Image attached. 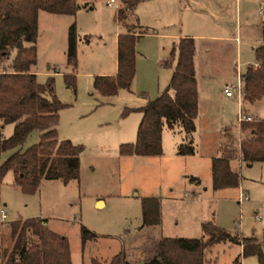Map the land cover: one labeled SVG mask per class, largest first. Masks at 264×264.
<instances>
[{
    "label": "rangeland",
    "instance_id": "rangeland-1",
    "mask_svg": "<svg viewBox=\"0 0 264 264\" xmlns=\"http://www.w3.org/2000/svg\"><path fill=\"white\" fill-rule=\"evenodd\" d=\"M259 4L257 0L138 2L126 22L137 21L148 33L140 34L135 42L129 86L113 94L100 93L93 86V78L115 71L114 32L123 28L122 22L114 19L116 6L94 0L91 9L79 7L74 14L38 10L35 77L38 82L48 75L53 77L54 94L63 103L56 133L77 147L78 175L66 182L42 178L36 191L25 193L12 183L11 171H7L0 183V208L6 213L0 221V246L12 245L9 221L41 217L50 229L66 236L72 264H91V258L106 261L117 252L133 264H141L154 254L160 239L140 238V202L144 196L159 198L161 220L154 232L164 236L203 237L200 223L211 220L230 234L264 239V161H232L238 184L213 188L208 158L212 148L204 147L197 135L193 136L192 154L176 153L183 132L178 125L170 129L164 123L160 154L118 153L119 143L135 139L140 112L133 108L154 97L168 83L176 59V42L182 36L194 41L193 66L201 110L209 113L212 125L225 124L224 128L237 139L246 135L236 120L240 99L234 88L232 95H224L222 86L224 82L235 83L233 68L241 73L254 61L253 48L261 41L263 13L258 12ZM71 22L76 31V66L74 86H67L63 74L71 71L65 58ZM209 35L236 38L213 40ZM16 52L17 45L12 47L11 55ZM207 57L210 65L205 63ZM5 64L0 62V69L6 68ZM247 104L241 101V107ZM245 113L260 117L264 95ZM203 119L205 124L210 121ZM11 130L12 123H6L0 133L6 136ZM37 138L38 131H31L20 147L25 148ZM12 150H3L0 161ZM239 192L246 198L239 197ZM257 212L260 218L255 217ZM80 226L92 236L81 241ZM239 252L237 243L220 240L205 250L203 264H258L254 255L239 256Z\"/></svg>",
    "mask_w": 264,
    "mask_h": 264
},
{
    "label": "trees",
    "instance_id": "trees-1",
    "mask_svg": "<svg viewBox=\"0 0 264 264\" xmlns=\"http://www.w3.org/2000/svg\"><path fill=\"white\" fill-rule=\"evenodd\" d=\"M114 19L122 22L124 30L116 35V72L114 75H95L93 86L102 94H113L120 87H128L134 73V45L140 34L148 32L126 18L142 0H118ZM94 0H0V129L12 123L11 132L0 133V153L13 149L0 161V183L7 171L12 183L22 192L37 190L42 178H59L63 182L78 175L77 147L67 138H59L56 123L63 103L53 91V77L38 82L33 66L36 62L37 12L44 10L58 14H74L79 7L91 9ZM261 41L253 48L254 64H247L240 73V101L251 104L264 95V13L260 20ZM76 31L74 22L67 28L66 63L71 71L64 73L67 86H74L76 66ZM17 45V52L11 49ZM176 59L168 83L154 97L133 109L140 112L133 141L118 145L120 155H156L161 153V128L164 123L172 129L176 125L183 132V140L176 145V153L192 154V132L198 109V93L194 75V41L182 36L176 42ZM165 64L167 62H164ZM131 109V108H130ZM126 108V111L130 110ZM245 112V107H241ZM245 136L239 139L225 129L220 136L218 153L210 158L213 188L238 184V173L232 161L250 164L264 161V116L239 121ZM38 131L35 142L21 148L28 134ZM139 227L160 222V202L157 196H144L140 202ZM203 237L163 236L156 251L141 264H203L205 250L213 243L228 239L240 245L238 255H254L264 264V239L230 234L211 220L201 221ZM92 236L80 226V238ZM10 248L0 246V264H72L66 236L47 226L45 218L27 217L9 221ZM237 260V258H235ZM91 264H133L121 252L106 261L90 259Z\"/></svg>",
    "mask_w": 264,
    "mask_h": 264
},
{
    "label": "crops",
    "instance_id": "crops-1",
    "mask_svg": "<svg viewBox=\"0 0 264 264\" xmlns=\"http://www.w3.org/2000/svg\"><path fill=\"white\" fill-rule=\"evenodd\" d=\"M236 2H241V0H235ZM251 0H245V2H250ZM252 1H255V0H252ZM258 1V3L260 2L261 4H259L258 6H259V8H258V12L259 13H264V0H257ZM104 2H105V4L107 5V6H113V5H110V4H107L106 3V0H104ZM51 13V12H50ZM262 18V17H261ZM261 20V19H260ZM124 30V28H122V30H119V29H117L115 32H114V34H115V71L111 74V75H114L115 74V72H116V35L119 33V32H122ZM146 33H148V32H146ZM143 34H145V33H143ZM168 34H186V33H168ZM190 34H192V35H194V36H196V34H203V33H190ZM203 36H206V35H203ZM210 37H211V39H219L220 37L222 38H229V39H231V38H236V36L234 37H232V36H222V35H209ZM202 39H206V38H202ZM217 39V40H218ZM205 45H207V43L205 44ZM203 53V52H202ZM194 55H195V53H194ZM193 59H194V57H193ZM162 61H163V59H161V63H162ZM166 62H167V60H165ZM205 63H207V65H210V63H211V60L207 57V59L205 60ZM234 64H236V62L234 63ZM251 64V63H250ZM252 64H256L255 63V61H253L252 62ZM195 68H196V65L194 64V75H195V72H196V70H195ZM234 69V73H235V75H236V72H237V70L235 69V68H233ZM172 70V69H171ZM244 70V69H243ZM242 70V71H243ZM170 75H171V72H170ZM170 77V76H169ZM195 79H196V76H195ZM169 80V79H168ZM226 83H228V82H224L223 83V86H224V84H226ZM229 84V83H228ZM223 86H222V88H223ZM222 92H223V90H222ZM197 93H198V90H197ZM224 93V92H223ZM225 95V94H224ZM230 95H232V93L230 94ZM230 95H226V96H230ZM253 103H255V102H253ZM253 103H251V104H247V105H245V112L247 111L248 112V108H249V106H251V105H253ZM240 106H241V101H240ZM254 114V113H253ZM264 114V113H263ZM263 114H261V115H259L260 117H263L264 115ZM203 118H205V119H203ZM201 119H203L204 121L205 120H207V119H210V115H209V113L207 112V111H205L203 108H202V110H201V108H200V102H199V93H198V109H197V114H196V116H195V118H194V124H195V128H194V130H193V132H192V141L194 140V138L198 135V141H200V143L204 146H208L209 145V147H211L212 148V151L211 152H209V156H208V158H209V160H210V158H211V156H213V155H215L216 154V151H217V146H218V142H219V136H220V133H221V130L224 128V127H226V125L224 124V125H222V126H215V125H212L211 123V119H210V121H209V123L208 122H206L207 124H205V122L203 123L202 121H201ZM196 120L198 121V126H197V124H196ZM202 122V123H201ZM219 128V129H218ZM193 136H194V138H193ZM209 138V139H208ZM209 140V141H208ZM204 143V144H203ZM204 146V147H205ZM216 150V151H215ZM11 177H12V172H11ZM161 220V219H160ZM160 224V222L158 223V224H152V225H145V226H141V227H139L138 229H139V233H140V238H143V240H145V238L147 239V240H151V239H155V238H161V237H163L164 235L162 234V233H160V232H154V230L155 229H157V226ZM143 233L145 234V236H143ZM239 247H240V245H239ZM142 262V260H140V263ZM239 264H240V261H239ZM241 264H242V262H241Z\"/></svg>",
    "mask_w": 264,
    "mask_h": 264
},
{
    "label": "built area",
    "instance_id": "built-area-1",
    "mask_svg": "<svg viewBox=\"0 0 264 264\" xmlns=\"http://www.w3.org/2000/svg\"><path fill=\"white\" fill-rule=\"evenodd\" d=\"M106 3L116 6V0H106ZM233 88L235 89L236 96L239 100L240 96H241V80H240V72H238V71L236 72L235 83L234 84L233 83L224 84L222 90H223L225 95H230L232 93L231 89H233ZM252 114L242 112L240 107H239V110H238L237 116H236V120L237 121L250 120L252 118ZM239 197L246 198V195L239 192ZM5 216H6V213H5L4 209L0 208V221H3ZM255 217L260 218L261 217L260 213L259 212L255 213Z\"/></svg>",
    "mask_w": 264,
    "mask_h": 264
}]
</instances>
